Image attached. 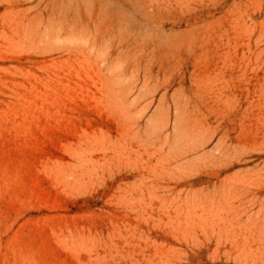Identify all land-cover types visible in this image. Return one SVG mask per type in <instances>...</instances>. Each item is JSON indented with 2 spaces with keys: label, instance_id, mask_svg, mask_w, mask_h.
<instances>
[{
  "label": "rangeland",
  "instance_id": "374dc122",
  "mask_svg": "<svg viewBox=\"0 0 264 264\" xmlns=\"http://www.w3.org/2000/svg\"><path fill=\"white\" fill-rule=\"evenodd\" d=\"M0 264H264V0H0Z\"/></svg>",
  "mask_w": 264,
  "mask_h": 264
}]
</instances>
